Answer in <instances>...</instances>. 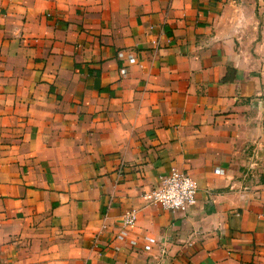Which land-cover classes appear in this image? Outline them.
I'll return each instance as SVG.
<instances>
[{"label":"crops","instance_id":"crops-1","mask_svg":"<svg viewBox=\"0 0 264 264\" xmlns=\"http://www.w3.org/2000/svg\"><path fill=\"white\" fill-rule=\"evenodd\" d=\"M0 264H264V0H0Z\"/></svg>","mask_w":264,"mask_h":264},{"label":"built area","instance_id":"built-area-1","mask_svg":"<svg viewBox=\"0 0 264 264\" xmlns=\"http://www.w3.org/2000/svg\"><path fill=\"white\" fill-rule=\"evenodd\" d=\"M197 191L196 183L188 174L170 171L165 175L157 176L155 185L144 191L141 198L147 205L155 206L162 211L185 215L194 206ZM121 219L124 227H132L137 219L136 209L125 210ZM160 253H165L162 247Z\"/></svg>","mask_w":264,"mask_h":264}]
</instances>
